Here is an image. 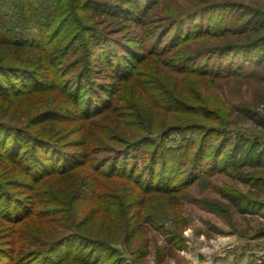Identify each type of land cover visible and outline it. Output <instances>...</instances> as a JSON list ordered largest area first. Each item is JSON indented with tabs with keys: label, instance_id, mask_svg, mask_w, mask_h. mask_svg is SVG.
I'll return each instance as SVG.
<instances>
[{
	"label": "trees",
	"instance_id": "1",
	"mask_svg": "<svg viewBox=\"0 0 264 264\" xmlns=\"http://www.w3.org/2000/svg\"><path fill=\"white\" fill-rule=\"evenodd\" d=\"M165 3L0 0V102L29 105L16 124L0 119V264L141 263L115 246L138 234L139 200L215 189L220 174L246 190L226 185L227 202L198 203L230 223L264 221V11L190 0L148 23ZM100 14L146 36L92 31L88 16ZM206 80L222 86L203 92ZM74 128L82 143L68 145ZM53 179L64 189L27 203V187Z\"/></svg>",
	"mask_w": 264,
	"mask_h": 264
},
{
	"label": "rangeland",
	"instance_id": "2",
	"mask_svg": "<svg viewBox=\"0 0 264 264\" xmlns=\"http://www.w3.org/2000/svg\"><path fill=\"white\" fill-rule=\"evenodd\" d=\"M190 0H167L157 13L147 18L148 23L158 21L164 17L171 5H187ZM243 1L264 11V0H233ZM160 17V18H158ZM217 20H227L224 12L216 13ZM87 22L90 24L92 31L102 33L111 39H125L127 36L131 43L139 42V39L146 34L140 26H134L130 30L129 24L125 21L109 17L108 15H89ZM127 41H123L122 46H126ZM4 58L3 55L0 56ZM100 69V68H99ZM89 74H91L89 72ZM91 75H95L94 73ZM97 76L103 77L102 72ZM200 82V81H199ZM211 82V83H210ZM203 83V82H202ZM232 86L236 87L231 83ZM230 85V86H231ZM203 92H210L209 87L216 88L219 91L221 82L216 80H206L202 84ZM209 86V87H208ZM228 91L229 88L225 87ZM177 89L175 88V91ZM233 90V89H232ZM234 91V90H233ZM186 92L184 88V93ZM236 93V92H235ZM234 93V94H235ZM184 105H192L187 99H176ZM28 100L18 102H0V119L10 124H16V120L22 112V109L28 108ZM27 106V108H26ZM193 118H196L193 116ZM176 125V122H171ZM18 125V124H17ZM241 128L244 133L251 134L253 126L245 121ZM80 129L71 130L66 140L68 145L73 143H82L80 140ZM237 130V129H236ZM72 133V134H71ZM171 139L179 138L176 133L171 134ZM0 137H3L1 134ZM263 139V138H262ZM3 139L0 138V141ZM264 142V140H261ZM169 146H174L167 142ZM43 185L30 186L24 190L23 195L30 197L25 199L32 202L42 194L57 193L64 189L65 183L60 179L44 181ZM215 189H202L196 185L184 192L177 199L173 196L166 201H157L149 206L148 199L141 198L139 202L144 206L145 211L140 210L138 215L142 222L138 228V234L127 244H115L129 263L137 259L136 264H264V238L254 239L259 234V230L264 229V221L258 217L233 216V222L223 216L209 211L198 200L204 199L212 201L227 202L219 193L220 188L226 185H237L242 190L246 186L237 179L236 174L217 175L212 178ZM84 213L78 215L79 219ZM147 216V220L146 219ZM230 225H235L232 228ZM245 231L249 236H242ZM143 250L146 254L141 256L138 250Z\"/></svg>",
	"mask_w": 264,
	"mask_h": 264
}]
</instances>
